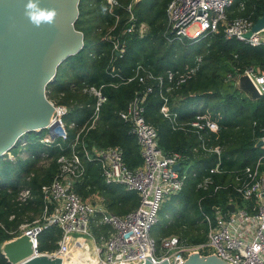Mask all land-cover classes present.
I'll return each instance as SVG.
<instances>
[{
	"label": "trees",
	"instance_id": "trees-1",
	"mask_svg": "<svg viewBox=\"0 0 264 264\" xmlns=\"http://www.w3.org/2000/svg\"><path fill=\"white\" fill-rule=\"evenodd\" d=\"M80 1L79 15L74 27L83 33V46L57 67L54 79L46 86L47 99H53L55 103L66 106L68 112L63 119L74 122L75 127L72 128L74 132L67 131L65 141L56 140L45 148L38 142L39 137L45 132L44 129L35 134L37 136L35 142L28 141V135L34 134L28 133L24 138L27 144L24 150L28 152L26 159L11 161L5 155L0 157V264H9L1 253L2 243L20 235L19 233L13 235L10 232L16 230L22 222L31 223L34 217L41 215L40 187L52 179L58 166L56 158L59 154L67 155L72 146L79 153L82 146L101 148L117 145L122 150L123 161L128 168H134L141 163L136 141L129 134L127 125L117 115L138 88V83L132 81L119 84L116 88L108 86L112 81L108 74L112 66L113 70L119 69L122 75L128 77L132 74V68L140 63L158 76L163 75L166 69L189 68L194 64L195 56L201 57L194 75L168 93L169 110L176 113V121L179 123L190 122L196 115L202 114L214 121L217 130L211 132L205 129L201 135L208 147L216 145L220 147L219 159L215 153L201 149V140L193 127L187 125L184 129H172L169 121L159 112L161 100L156 88L148 94L144 105V119L156 129L159 148L165 155L171 153L183 155L177 171L186 175L182 189L177 194L170 195L168 199V201L176 199L180 207L178 213L180 217L158 228L156 245L160 244L161 237L167 235V229L176 221L179 235L185 244L197 245L204 242L208 229L204 217L205 215L212 217V207L219 206L225 209L228 201H234L240 207H244L251 202L243 201L236 191L241 180L236 181L235 177L241 176L243 167L254 168L259 161L257 167L264 173V146L256 145L264 126V96L251 100L238 91L232 79L226 77L228 73H233L234 69L240 71L249 65L254 68L262 67L264 45L250 47L236 39L224 40L221 33H217L202 39H194L193 43L198 42L200 47L197 53L188 57V52H185L174 58L176 60H171L179 47L184 48L191 43H187L188 39L182 43L171 40L165 33V9L170 0H138L134 4V14L137 21L145 23L146 31L142 36L137 32L127 33L124 37L123 56L119 58L120 60L111 62L109 61L111 43L103 37L113 25V16L108 13L104 0H90L95 16L87 29H83L82 25L85 23L81 21V16L84 18L85 15L80 11ZM129 1L131 0H119L121 4ZM229 11L232 12L230 15L227 14L229 18L248 17L255 22L264 13V0H233L227 13ZM113 12L124 19V13L120 8H115ZM122 19L111 30V34L120 31ZM95 31L99 32L101 40L97 37L94 40L88 38V35ZM82 57L88 58V62L84 64ZM65 64L72 69V76L63 79L61 73ZM83 84L96 87L103 85L101 91L106 96V102L100 107L94 127L74 144L75 131L90 117L91 105L94 102L91 96L80 92V86ZM192 105L197 107L194 109ZM11 151L13 149L9 152ZM40 161L48 163L36 169ZM82 162L84 173L80 183L75 185L80 194L98 189L106 198L107 210L111 213L124 214L136 208L138 197L134 191L104 184L98 165L87 163L84 159ZM216 164L219 172L209 173ZM207 176L211 178V183L204 189L197 188V184ZM24 190H28V196L22 202L17 201L18 193ZM168 209L172 207L169 205ZM188 211L194 218L189 219L185 227V223L179 221H183L181 218L185 217ZM199 221L202 224H196ZM59 238L60 231L57 227L52 225L45 227L39 233V238L37 237L38 252L55 250Z\"/></svg>",
	"mask_w": 264,
	"mask_h": 264
},
{
	"label": "built area",
	"instance_id": "built-area-1",
	"mask_svg": "<svg viewBox=\"0 0 264 264\" xmlns=\"http://www.w3.org/2000/svg\"><path fill=\"white\" fill-rule=\"evenodd\" d=\"M107 11L113 16V25L109 28L103 39L111 43L109 61L113 62L124 54V37L129 32L144 35L146 25L139 22L134 14V4L138 0H131L121 4L119 0H104ZM233 0H170L165 9V33L171 40L182 43L184 39H202L207 36L221 33L224 40L236 39L250 47L264 45V27L251 32L248 38L244 35L250 31L254 21L248 17L227 16V10ZM120 8L124 19L114 13ZM243 8V5H240ZM121 29L116 34L111 30L120 23ZM196 28L189 32L188 28ZM169 39V40H170ZM120 60V59H119ZM194 64L184 70L166 69L163 75H154L142 65L136 64L128 77L110 67L109 77L112 81L108 86L116 88L119 84L132 81L138 83L133 95L125 107L117 112L119 119L128 127L138 146L141 163L128 168L123 161L122 150L117 145L101 148L81 147L80 152L73 146L70 153L59 154L56 158L58 170L52 179L40 187L42 201L41 220L32 225L21 226V234L28 236L33 253L42 254L37 250V237L42 229L52 225L59 229L60 238L57 248L52 255L62 256L68 254L71 245L80 242L76 239L90 234L89 224L98 209L91 203L82 199L74 190V182L81 179L84 173V164L92 162L98 165L99 174L104 184L119 185L126 191H134L138 197V205L133 210L116 215L101 210V219L110 227L107 235L102 238L99 245L92 240V249H87L93 257L92 264H143L150 259L152 264L166 260L168 264H182L188 255L197 253L200 256L214 255L227 264H264V173L257 167L245 166L241 176L235 177L240 181L236 188L238 196L243 201L251 202L240 207L234 201H228L225 209L219 206L212 207V217L205 234L204 242L197 245H187L177 238H162L158 248L156 241L150 236V230L157 222V212L165 195L177 194L183 187L186 175L173 171L172 166L180 163L183 155L178 153L163 154L158 145L156 129L144 119V105L149 93L158 90L161 100L159 112L171 124L172 129H184L191 126L201 140L203 151L215 153L217 159L221 149L219 146L208 147L202 140L201 132L205 129L215 132L217 125L205 115H196L190 122L179 123L176 113L169 110L168 93L178 84L194 75L201 61L199 55L193 58ZM245 76L259 97L264 96V65L260 68L245 66L240 71L236 69L226 77L234 81L235 87L238 79ZM103 85L83 84L80 92L94 99L91 105L92 112L82 126L75 131L74 144L79 141L89 129H92L98 119L100 107L106 102V96L101 91ZM49 118L45 132L38 142L49 147L54 141L67 139V127H75L74 122L64 123L63 117L67 114L66 106L55 104ZM88 106V105H86ZM258 141L264 146V126ZM257 141V142H258ZM59 145V144H57ZM195 151L196 149L193 148ZM219 172L216 164L209 170L214 174ZM211 183L209 176L205 177L197 188H206ZM28 196V190L21 191L18 199L22 201ZM228 205L233 206L230 210ZM85 241V240H84ZM69 256V255H68ZM77 264V263H74ZM86 264V263H83Z\"/></svg>",
	"mask_w": 264,
	"mask_h": 264
},
{
	"label": "water",
	"instance_id": "water-1",
	"mask_svg": "<svg viewBox=\"0 0 264 264\" xmlns=\"http://www.w3.org/2000/svg\"><path fill=\"white\" fill-rule=\"evenodd\" d=\"M26 3L0 0V157L21 143L26 134H38L47 126L53 105L46 97V86L54 79L57 67L83 46V33L74 27L79 0H40L41 7L55 8L59 13L55 26L41 28L25 17ZM263 27L264 13L244 37ZM237 89L251 100L259 98L245 76L238 79ZM172 170H179V163ZM228 207L233 210L232 205ZM1 253L9 264H62L58 256L35 255L25 234L4 241ZM151 262L147 259L143 264ZM182 264L227 263L214 255L193 253Z\"/></svg>",
	"mask_w": 264,
	"mask_h": 264
},
{
	"label": "rangeland",
	"instance_id": "rangeland-1",
	"mask_svg": "<svg viewBox=\"0 0 264 264\" xmlns=\"http://www.w3.org/2000/svg\"><path fill=\"white\" fill-rule=\"evenodd\" d=\"M79 8H80L81 13L83 12V14L85 15L84 18L81 16V21H83L85 23V24L82 25V28L83 29H87V26H89L92 18L95 16V12L93 10V7L90 4V0H81L80 1V5H79ZM227 14L230 15V14H232V12L229 11V13H227ZM195 28H196V26L193 25V26H191V27L188 28V31L189 32H192ZM99 36H100L99 35V32L98 31H95L94 33L89 34L88 35V38L90 40H94V39H96V37L99 38ZM100 38H101V36H100ZM193 41H194V39H188L187 43H191V44L188 45V46L186 45V47H184V48L179 47L178 50L176 51L175 56L174 57H171V60H173L174 58H177V57L181 56L185 52H188V54H187L188 57H189V55H193L194 53H197L199 51V48L200 47L198 46V42H194L193 43ZM173 55H174V53H173ZM174 60H176V59H174ZM82 61L85 64V63L88 62V58L82 57ZM62 68H64L62 70V73H61L63 79L72 76V69L68 68L67 67V64L63 65ZM240 92L243 95L246 96L245 93H243L242 91H240ZM50 100L52 102H54V103L56 102L53 99H50ZM175 101H176V99L173 100V102H175ZM55 104H57V103H55ZM192 106H193L192 108H194V109L197 107L196 105H192ZM63 121H64V123L67 126H68V124H70L71 122H73V121H67L65 118L63 119ZM67 130L70 131V132H74V129H69V127H67ZM36 137L37 136L35 134H29L28 135V139H29L28 141L35 142V138ZM26 139H27V137H26ZM25 143H26V141L24 139L23 141H21V143H19L13 149V151L8 152L5 155L6 158L8 160H11V161H15L16 159H20V160L26 159L27 156H28V152H26V150H24L25 149V146H27V144H25ZM41 147L45 148L46 146L41 145ZM47 163L48 162H46V161H40V162H38L37 163V166H36V169H40V167H41L40 165L45 166V165H47ZM182 167H183V170H185V166L183 165ZM57 170H58V166L56 168V171H55L54 175L56 174ZM80 181H81V179H79V180H77V181L74 182V187L73 188H74L75 192L82 199H84L87 202L93 204L98 209L99 212L101 210H106L107 209V206H106V198L103 195H101V193L98 191V189L97 190H94L93 192H87L86 191L85 193H81V194L77 191V189H76L77 186H75V185L78 184V183H80ZM86 190H87V188H86ZM20 193L21 192L18 193L17 201H21V200L18 199ZM169 198H170V196H168V195L163 196L162 203H161V209L159 208V210L157 212V222L153 225V227L150 230V236L152 238H154V239H156V237L159 236L158 235V228H160L161 226H164L165 224L168 225V223L172 222L176 217L177 218L180 217V215L178 214L179 213V208H180L178 202L176 201V199H174L172 201H168ZM169 205L172 207V209H168V206ZM99 212L95 213V215L90 220V224H89L90 234L88 236L87 235L84 236V240H85L84 243L86 245H87V242L89 243L88 246H89V249L90 250L92 249V240L95 242V244L99 245L101 243L102 238L104 237V235L110 229V227L107 224H104L102 222L101 214ZM112 214H116L117 215L118 213H115L114 212ZM191 214L192 213L190 211H188L186 213V216L181 218V220H183V221H179V222H182V224L185 223V227H186L187 226L186 223L188 222V220L194 218V217L191 216ZM209 217H211V216H209ZM209 217H208V215H205V217H204V220L207 223V228L209 227V221H211V219ZM33 219L34 220L31 223L30 222H27V221L22 222V224H20V226L18 225V227H17L16 230L11 231L10 233L13 234V235L14 234H18V233L20 234L21 233V229L20 228H21L22 225H24V224L32 225V224H34L35 221H40L41 220V215L40 216L37 215ZM175 223H177V221ZM175 223L172 224V226L167 229L168 230L167 231V235L161 237V239L162 238H177L178 240H181L182 243H184V241L182 240V238L179 235V229L176 227V224ZM196 224H202V223L199 221ZM174 227H176V228H174ZM181 230H183V229H181ZM200 230H202V228ZM200 230H199V233H201ZM38 238H39V235H38ZM156 246L158 248V245H156ZM55 250H53V251H46V252H42V253L43 254H46V255H52V253H54ZM77 250L80 251V249H75L74 251H72V256L75 257V259L77 261H81L80 260L81 257H79L77 255L79 257L78 258L76 256V254L78 252ZM75 252H76V254H75ZM83 259H84V257H83ZM83 262H87V259L84 260Z\"/></svg>",
	"mask_w": 264,
	"mask_h": 264
},
{
	"label": "clouds",
	"instance_id": "clouds-1",
	"mask_svg": "<svg viewBox=\"0 0 264 264\" xmlns=\"http://www.w3.org/2000/svg\"><path fill=\"white\" fill-rule=\"evenodd\" d=\"M25 17L35 28L55 26L59 15L55 8L40 6V0H27L24 8Z\"/></svg>",
	"mask_w": 264,
	"mask_h": 264
},
{
	"label": "bare ground",
	"instance_id": "bare-ground-1",
	"mask_svg": "<svg viewBox=\"0 0 264 264\" xmlns=\"http://www.w3.org/2000/svg\"><path fill=\"white\" fill-rule=\"evenodd\" d=\"M76 241L80 242V246L78 244L71 245L68 254L62 256V259H63L62 260V264H74V263H77V264H83V263L92 264L93 263V257L90 255L88 250H86L87 247H86V244L84 243V239L83 238H79V239H76ZM75 249H80V251L77 250L78 252H77V254L75 252V254H76V256L78 255L79 257H81V259H80L81 261H77L75 259V257L72 256V251H74ZM83 257H84V259H83ZM85 258L87 259V262H83L84 260H86Z\"/></svg>",
	"mask_w": 264,
	"mask_h": 264
},
{
	"label": "crops",
	"instance_id": "crops-1",
	"mask_svg": "<svg viewBox=\"0 0 264 264\" xmlns=\"http://www.w3.org/2000/svg\"><path fill=\"white\" fill-rule=\"evenodd\" d=\"M184 40H185V39H184ZM184 40H183V41H184ZM116 186H119V185H116ZM120 187H121V186H120ZM106 211L109 212L107 209H106ZM109 213H111V212H109ZM111 214H112V213H111ZM117 215H123V214H117ZM109 230H110V229H109ZM109 230H108V231H109ZM108 231H107V233H108ZM107 233H106L105 235H107ZM105 235H104V236H105Z\"/></svg>",
	"mask_w": 264,
	"mask_h": 264
}]
</instances>
